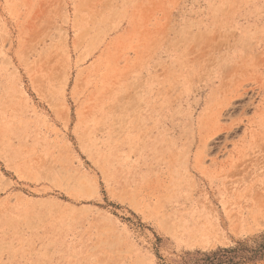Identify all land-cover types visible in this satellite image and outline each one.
<instances>
[{
	"label": "rangeland",
	"instance_id": "1",
	"mask_svg": "<svg viewBox=\"0 0 264 264\" xmlns=\"http://www.w3.org/2000/svg\"><path fill=\"white\" fill-rule=\"evenodd\" d=\"M262 238L264 0H0V264Z\"/></svg>",
	"mask_w": 264,
	"mask_h": 264
},
{
	"label": "trees",
	"instance_id": "2",
	"mask_svg": "<svg viewBox=\"0 0 264 264\" xmlns=\"http://www.w3.org/2000/svg\"><path fill=\"white\" fill-rule=\"evenodd\" d=\"M253 249L237 247L235 249H223L210 255H204L201 259H195L193 264H245L248 262L264 261V238Z\"/></svg>",
	"mask_w": 264,
	"mask_h": 264
}]
</instances>
